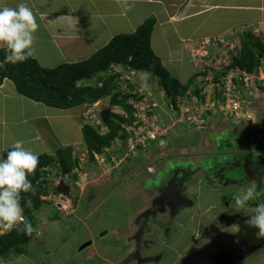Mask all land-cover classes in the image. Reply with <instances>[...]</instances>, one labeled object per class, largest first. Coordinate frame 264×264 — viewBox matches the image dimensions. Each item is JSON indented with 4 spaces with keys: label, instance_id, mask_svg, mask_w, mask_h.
Returning <instances> with one entry per match:
<instances>
[{
    "label": "rangeland",
    "instance_id": "obj_1",
    "mask_svg": "<svg viewBox=\"0 0 264 264\" xmlns=\"http://www.w3.org/2000/svg\"><path fill=\"white\" fill-rule=\"evenodd\" d=\"M235 1L239 2V0ZM220 11H224L223 13H226L222 17L223 25L226 28V31L223 32L222 35L213 36L212 33V35L210 34V36H207L206 33V35L201 37L200 40L197 39V41H195L193 39L190 42H180L182 47L184 46L183 58H181V62H175L179 64L176 66V70H174V66H169L173 68V70L168 68L173 76L178 77L183 83L188 84L187 90H185V93L183 94L184 97L181 95L179 99L188 101L195 95V91H199L198 94L204 93L206 98L210 99L208 94L211 91H214L213 88L217 83L218 78L227 74V71L229 70L228 64H232L233 58L236 54H239L246 37L244 36V33L247 32V30H252L250 31L251 34L254 33L255 35L257 31L258 34L256 36L258 37H262V34L264 33V17H261L260 19H253L252 15L256 13L255 11H248L245 9H224ZM260 14H263V12L260 11ZM235 17L238 21L244 19L248 22L251 20L256 22H253L250 27L246 25L243 26L235 23V20L233 19ZM240 17L242 19H240ZM233 23H235V25ZM156 32V39L154 40L155 47L153 49L156 53H159L157 48H162L164 52H168L169 49L166 48V46L168 47V42L158 40V27H156ZM123 33L130 34L133 32L128 28H125ZM33 47H38L37 60L43 67L52 68L60 63V58L62 56L56 54L54 51V44L52 42H48L47 45L43 44V46H41L34 41ZM171 47L177 48L178 51L180 49V45H172ZM54 64L55 66H53ZM173 64L174 62H172V65ZM221 66L225 67L224 69L219 70ZM142 74H138L135 71L130 70L126 75H121L119 78L115 79L112 84H116L118 88L107 94L104 98L90 104L91 112H87L83 115V124L87 123L94 126L97 131L105 133L107 132V129L103 125L101 116L102 111L119 113L123 114L125 118H127V116L130 118L129 112L123 108V106L113 105L110 101L114 93L120 92L122 97L130 92L134 95L140 94L139 96H141L142 93L143 94L140 99H133L130 96L131 98L129 99V102L132 104L133 101V104L135 103V106L137 107H135L136 109L134 111V120L132 123H129L128 121L122 122V127H125L126 130L128 128L129 132L134 129L135 125H138V123L140 125L142 123L140 116L146 117L147 121L151 119L152 126L150 128L154 127V129L158 130L161 126L164 129V132H168L169 139L176 140L179 144H181V147L178 148L179 150L180 148L187 147L186 145L188 144L192 152H202L204 142L209 144L207 139L210 135H213L212 138H215L214 135L217 134H219L221 138L232 134L233 137H242L245 129V132H250L256 127H261L262 130H264L263 88L254 90L255 93L258 92L257 97L248 95V101L246 103V105L250 107H252V103V105L257 109L255 112V114H257L255 125L254 123L246 124L241 120V123H239L240 125H236L234 122H231L226 118L223 119L220 115H217L220 117L219 120L216 122L213 121L212 124L208 122L209 119H207L206 123L202 126L200 124L201 122L197 121L201 126V128L197 129L204 128L202 130L207 131L198 132L196 127L199 125L194 126V124L185 123L187 125L186 127H180L178 126V123L172 124L173 122H177L174 117L172 118L170 125L167 124L166 126L163 124L164 122L167 123L168 119H171L172 115V112L168 110L170 109L167 105L168 103L163 99L166 94L165 90L163 87L156 85L157 77L148 73L149 75L145 79L142 78ZM132 83L135 84V87L134 85L130 86ZM206 98L204 100L205 103ZM151 108L154 109H152L153 112L149 114ZM201 110H204V104H202ZM257 112L261 114L263 118H261ZM208 113L209 112H207V115ZM196 118L199 120V117ZM212 119L214 118H211V120ZM142 128H144V126ZM145 128L147 129L146 126ZM231 131L232 133H228ZM203 133L206 134L204 135ZM227 140L230 144L225 146V143H223L220 146L223 148L233 147L235 144V138ZM166 141H168V137ZM122 144L123 142L120 135H118L115 140L107 146L108 150L106 153L108 159L107 162L105 159L104 163H108L110 166L99 164L97 170H90V172H87L86 168L83 167L80 169L78 176L75 178V183L77 185V190H79L76 192H78V194L81 193V196L83 195L82 198H86L89 194L93 193L92 191H96L94 188L98 191L102 189V193L104 195L102 198H106V200L102 203L99 214L95 212L96 215L90 218L91 220H88L87 217L81 222L88 223L87 225H91V227L95 225L96 227L94 230L96 231H93V233L97 238L102 236L104 237L106 231L119 226L116 231L111 232L110 236L111 240L112 238H115V240L124 242L122 251L124 249L127 250L124 252L126 255L125 258L127 259L125 264H133V260H135V263L141 262L139 264H152L155 262V259H161V261L164 260L166 258L165 254L172 257L174 256L175 260H179V258H181L182 255H185L192 246L195 244L200 246L202 244L201 242L204 238L205 231L209 228V226L220 222L218 216L222 212L221 207H223L222 203L217 201L221 193L220 191L223 188V184L220 182L226 183L235 178V182L237 184L232 183L227 185V187H234L233 189L236 188L235 193H238L240 191L237 187L240 184H246L249 188L252 183L259 182L261 179L259 177L258 181H254L256 180L254 176H257L258 173L260 174L262 172L264 175V160L256 159L255 156L233 154L230 158L231 161L235 162L238 160L245 164V161L250 160L251 165L249 166L250 169H248L249 175L247 171L227 169L219 175L214 174L213 176L212 174H209L210 178L214 177V179L211 181L212 184L208 185L210 180L206 176V173H204L206 177L205 180L201 177L200 173L213 165L221 167L224 165V161H226L225 163L227 164V160L229 159L227 158V154H223L219 157H217L216 154H213L212 156L204 154L199 156L196 154L191 157L195 161L189 157L190 154H186L187 158L185 157V160L184 158H181V156L178 158L174 156L175 158L170 162L173 168H170L169 166L165 167V164H161L160 161H157V165H155V163H151L150 161L146 163L151 164L153 167L148 170L144 167V164H142L143 166L139 164V158H147L148 154L151 152L148 154L147 152L139 154L140 151H137L136 155H131L128 153V147H123ZM125 147H127V149H125ZM117 148L121 150V152L119 151L121 153L119 155L116 153L118 152L116 151L118 150ZM166 151L167 153L169 152L168 149ZM85 152H87L86 149L84 151H80L79 153L83 156V153ZM177 153H179V151ZM87 154L88 153H86V155ZM84 162L86 163L87 161ZM262 162L263 165L261 164ZM121 165L124 167L126 166L127 168L132 167L133 170H137H132L133 172L131 171L129 173L130 177H132L134 173L136 178L133 180L131 178L122 187L121 184L124 183V179L119 178L121 179V184H118L119 181L116 180L117 177L113 173L117 170V167ZM177 175L179 176L178 181L176 179ZM126 177L129 178L127 174ZM179 179L183 181H180ZM65 180L70 183L73 179L66 178ZM72 183L75 184L74 182ZM119 185L121 188L114 194H111L110 192H114L111 190H115ZM186 189L188 191L187 193L185 191ZM260 190L262 191V189ZM154 193H158V195L156 196ZM78 194L74 196L75 209H77L80 200L77 196ZM258 195L260 196L259 192ZM259 196L257 197L256 191L255 200H259L260 202ZM188 201V206H191L186 209L187 205L185 204L186 206L183 207V204ZM182 202L184 203L182 204ZM151 205L153 207L148 209V206L150 207ZM216 206L218 207L216 208ZM82 207L83 205L81 204V209ZM45 208L50 209L52 213H54V208L52 206L44 205L41 209L43 210ZM133 213L138 216L130 218V215ZM59 218V223H62L64 227L62 229L64 237H66L69 233V230L67 229L74 224L77 225V227H73L75 233L80 235L86 231L83 226L85 223H77L75 222L76 219L75 221H72V219L67 216H61ZM125 222L126 225L124 224V232L118 234V230L122 231L123 223ZM224 225L226 226L227 224L224 223ZM102 240L106 239L103 238ZM133 241L135 242L134 247H132ZM130 248H132V251L128 250ZM154 252L157 253L152 255ZM163 252L165 253L164 255ZM134 257H136V259ZM181 260L178 264H180ZM162 264L168 263L164 262ZM238 264H264V248L259 249L251 256H246L245 259L238 262Z\"/></svg>",
    "mask_w": 264,
    "mask_h": 264
},
{
    "label": "crops",
    "instance_id": "obj_2",
    "mask_svg": "<svg viewBox=\"0 0 264 264\" xmlns=\"http://www.w3.org/2000/svg\"><path fill=\"white\" fill-rule=\"evenodd\" d=\"M21 2L24 0H0V4L12 7ZM26 2L33 9L40 25L35 33V42L41 46L47 45L48 42L54 44V51L62 56L57 65L89 58L115 35L124 34L125 28L134 32L145 19L154 16L156 24L152 33V48L155 47L154 40L158 27V40L168 42L166 48L169 51L164 52L162 48H157L159 53H155L161 57L167 69L176 70L179 64L175 62H181L184 54V46L182 47L180 42L200 40L206 33L207 36L212 33L213 36H218L226 31L222 18L226 13L220 10L245 9L256 12L252 15L253 19L264 17V0H239V2L235 0H26ZM260 11L263 14H260ZM233 19L235 23L243 26H251L256 22L253 20L248 22L241 17L240 21L236 20V17ZM172 45H180L179 51L171 47ZM37 50L38 47L34 48L35 58L38 57ZM89 108L91 107L87 104L72 108L48 106L20 93L14 81L5 78L0 85V158L17 140H23L24 147L39 156L56 155L60 149L72 148L73 158L78 160L81 156L79 152L86 149L82 126L83 115ZM84 168L90 172L97 170L98 164L93 165L87 160ZM132 170V167L121 165L113 172L117 177L116 180L119 181L118 184H121L122 178L124 179L121 187L131 178L132 180L136 178L134 173L135 177H130L129 173ZM121 187L117 186L115 190H111L114 192L110 193L114 194ZM247 188L243 187L244 190ZM94 189L96 191H92L93 193L86 198H82L81 193L77 195L80 200L75 214L68 216L72 221L76 219L75 222L82 224L85 223L81 222L83 219L88 217V220H91L90 218L96 215L95 212L99 214L106 198H102L104 196L102 189L99 191ZM154 195L157 196L158 193ZM151 207L153 206H148V209ZM133 214L130 218L138 216ZM53 215L50 209H40L38 230L33 239L23 246L22 252L11 249L0 253V264H125L127 262L124 253L127 250L122 251L124 242L115 238L111 240L110 236L119 226L106 231L105 235L103 233L104 237H102L106 240H102V237L97 238L93 233L96 231L94 230L96 226L91 227L87 225L88 223L83 225L86 229L83 234L75 233L73 227L77 225L74 224L67 229L69 233L64 237L63 224L59 223L60 219L52 220ZM124 224L126 225V222L123 223L122 231L118 230V234L124 232ZM134 243L133 241L132 247ZM128 250L132 251V248ZM183 256L185 255L181 258ZM165 257L162 261L155 259L152 264L156 262H158L156 264L164 262L178 264L181 260V258L175 260L174 256L166 254ZM132 263L141 262L135 263L133 260Z\"/></svg>",
    "mask_w": 264,
    "mask_h": 264
},
{
    "label": "trees",
    "instance_id": "obj_3",
    "mask_svg": "<svg viewBox=\"0 0 264 264\" xmlns=\"http://www.w3.org/2000/svg\"><path fill=\"white\" fill-rule=\"evenodd\" d=\"M155 24L156 18L154 16H149L137 27L135 32L115 35L105 46L98 49L89 58L74 62H64L52 68L43 67L39 64L37 58L33 56L29 57L26 61L15 64L7 62L5 59L6 53L1 48L0 85L5 78H10L14 81L17 90L29 98L41 101L51 107L72 108L85 104H93L104 98L107 94L118 88L116 84H112L115 79L133 70L138 74L147 72L157 77L156 85L163 87L166 93L163 97L164 101L168 103V107H170V105L176 107L178 98L181 95L184 97L183 94L185 93L184 91L187 90L188 84L183 83L178 77L173 76L163 65L161 57L153 50L151 40ZM250 31L252 30H247V32L244 33V36H246L244 43L239 54L233 58L232 65H238L248 73L254 75L258 73V67L261 63L260 59L264 55V43L260 37L254 35V33L251 34ZM115 65L122 66V71L115 72L113 69ZM131 85L135 87V84L132 83L130 86ZM214 89L216 97L220 100L222 98V90L219 86H216ZM198 93L199 91H195V95L199 97L200 101H203L204 95ZM139 95L140 94L134 95L130 92L122 97L120 92L112 95L110 100L112 104L123 106V108L129 112L130 118L128 116L125 118L123 114L102 111L101 116L103 125L106 127L107 132L101 133L97 131L94 126L87 123L83 124L82 132L84 141L91 159H94L95 153H105L106 147L109 146L118 135H120L123 142L127 140L128 131L125 127L123 128L121 124L124 121H128L129 123L133 122L136 108L133 103L131 104L129 102V99L131 97L133 99H140L142 94L141 96ZM152 112L153 110L150 111V114ZM204 117L205 121L200 123L201 126L206 123L207 119H209L208 122L212 124L213 121L216 122L220 118L218 116L215 117L212 112H209L208 115L206 112ZM211 118L214 119L211 120ZM182 127L186 126L183 125ZM197 128L199 127H196V129ZM202 129L197 130L198 132H207ZM203 134L205 135L206 133ZM163 137L165 139L168 137L167 144L162 146L160 144L161 138L157 139L152 147H150L151 153L149 154V158H139L140 165L147 164L146 162L150 161L157 165V161H160L161 164H165V167L169 166L172 168L173 166L170 162L173 161L175 157L178 158L181 156V158L185 159L186 154L191 155V153H193L188 144L186 145L187 147L180 148L179 150L178 148L181 147V144L176 140L169 139L168 134ZM206 147H209V144H207ZM167 149L169 150L168 153L166 151ZM9 150H11V148L5 150L3 157H6ZM117 151V153L121 152L120 150ZM178 151L179 153H177ZM140 153H142V151H140ZM77 162V159L73 158L72 148L60 149L56 155L43 154L39 156V165L35 173L29 176L35 188V192L21 194L24 218L31 221L34 231L31 235H28L24 231V223L22 222L20 230H12L6 234H0V253L10 251L11 249L22 252L23 246L28 244L37 233L40 209L44 205H50L54 208L51 202L41 197L42 194L49 193L50 191L59 193L55 190L54 186L51 185L50 175L52 171L47 172L44 170V167H54L58 170V173H69L70 176L75 179L71 171H73ZM228 199H231V196ZM29 200L31 201L30 205L28 204ZM53 211L54 215L51 219H60L59 217L61 216L55 208ZM250 216L252 215L246 217L236 213L232 215L233 221L241 227L237 233L238 242L249 240L255 231L254 227L246 223V220ZM220 237H222V235L217 234L211 242H215ZM184 258L183 256L180 264Z\"/></svg>",
    "mask_w": 264,
    "mask_h": 264
},
{
    "label": "clouds",
    "instance_id": "obj_4",
    "mask_svg": "<svg viewBox=\"0 0 264 264\" xmlns=\"http://www.w3.org/2000/svg\"><path fill=\"white\" fill-rule=\"evenodd\" d=\"M39 27H40V25L37 22V16L34 13L33 9L28 5L26 0H24V2L19 3L15 7L0 4V49L2 48L5 51V53H6L5 59L7 62L15 64V63L26 61L29 57L33 56V53H34L33 45H34V41H35V33L37 32ZM257 34H258V32L256 31L255 35H257ZM260 39L264 43V33L262 34V37L260 36ZM237 55L238 54H236V56ZM262 57H264V55ZM260 61H261V59H260ZM232 64H233V62H232ZM232 64L228 65L229 70L231 68H236V67H239L240 69H242L240 66H238V65L234 66ZM242 70H244V69H242ZM148 75L149 74L145 72L142 74V78L146 79L148 77ZM219 82H221L220 78H218V81L214 85V88L216 86H218ZM236 82L238 84H240L239 80H237ZM213 92L215 93V89H214V91H211L210 93L213 94ZM242 92H243V90H242ZM243 94H244V99H245L244 106H245V108L248 107V109H250V111H252L253 118L248 120V121H244V120H241V121H244L246 124L254 123V125H255V120L257 119V114H255V112L257 109H256V107H254L252 105V103H251L252 107L246 105V103L248 101V95H251L249 93V91L244 90ZM202 95H204V97H205L204 93ZM251 96L257 97V95H251ZM89 106H90V104H89ZM89 109L91 110V108H89ZM89 109L86 112H89ZM207 112H212L215 117L217 115H220L221 118H223V119L226 118L227 120L234 122V124H236V125L241 123L240 120L235 121L233 119L226 117L218 109L215 112H213V111H207ZM204 115H203V119L205 121ZM258 115H260V117L263 118L261 116V114L258 113ZM172 118H173V116H171V119L170 118L168 119L167 123L164 122L163 124H165L166 126H167V124L170 125ZM175 121H177V120L175 119ZM177 123L179 124L178 126L182 127L181 125H184L185 123L187 124L189 122L177 121L176 123L173 122L172 124H177ZM186 124H185V126H187ZM194 125H199L198 127L201 128L199 123L198 124L194 123ZM256 128H254V131L258 130L260 132L259 135L261 134L258 138L263 139L264 134L261 131L262 128L261 127H256ZM245 131H246V129H245ZM252 131H253V129L251 130V132ZM228 133H232V131L228 132ZM166 134H168V132H164L159 137V138H161L160 144L162 146H165L167 144L166 139L163 137ZM217 135L220 136L219 134H217ZM124 142H123V144H124ZM154 142L151 143L150 147H152ZM86 149H87V146H86ZM107 150H108V148L106 147L105 151L107 152ZM118 150H120V149H118ZM86 151L87 152H85L83 154V156H80V158H78V160H77L78 162H77L75 168L73 169V171H71L74 174L75 178L78 176L80 169L84 167V163H85L84 161L88 160V161H90L91 164L93 163V165L105 164V166H110V165H108V163H104L105 159H106V162L108 159L106 152L100 153V154L95 153L94 159H91L89 154L86 155V153H88V150H86ZM198 152H201V151H198ZM142 153H145V152L142 151ZM142 153H139V154H142ZM147 153H150V148L148 149ZM119 154H121V153H117V155H119ZM194 155H196V154H194ZM201 155H199V156H201ZM145 156H147V155L145 154ZM147 157L149 158V154ZM102 159H103V161H102ZM191 159H193V158H191ZM38 165H39V155H37L32 150L25 148L23 140H17L12 145L11 150H9L7 152L6 157L0 158V224H2V227L0 228V231H2V232H0V234L9 233L12 230H20L22 223L16 224L18 221H22L24 223V231L28 235H31L32 232L34 231V228H33L31 221L27 220L23 216V207L21 204V198H22L21 194L22 193H29V192L34 193L35 192V188L31 182V180L29 179V176L35 173V170L37 169ZM46 167L49 169L45 170ZM46 167H44L45 171H47V172L52 171V174L50 175L51 185L54 186L55 190H57L56 187L62 181L65 184L69 185L71 188L70 193L69 194H67L65 192H63V193L69 195L73 200V204H75V200H74L75 197L74 196H76V194H78V192H76V191H79V190H77V185L75 183L76 180L71 177L74 181L71 180V182L68 183L65 180L66 179L65 174L60 173V172L58 173V170L54 167H51V166H46ZM144 167H146L148 170H150L153 166L151 164H144ZM58 181H59V183L54 185V183H56ZM72 182H74L75 184H73ZM71 186H73V187H71ZM58 192H61V191H58ZM233 198H234L236 204L242 208L247 203L252 202L256 199V192H255V189L253 187H249L246 190L235 193ZM28 204L29 205L31 204L30 200L28 201ZM73 208L74 209H73L72 214L61 215L59 213L60 216H67V217L72 216L73 214H75V211H76L75 205L73 206ZM55 210H56V208H55ZM246 223L249 226L255 227L258 229V232H257L258 238H264V203H259L258 206H256L255 213L246 220ZM5 224H7L9 226V228H5ZM15 227H17V228H15Z\"/></svg>",
    "mask_w": 264,
    "mask_h": 264
},
{
    "label": "built area",
    "instance_id": "obj_5",
    "mask_svg": "<svg viewBox=\"0 0 264 264\" xmlns=\"http://www.w3.org/2000/svg\"><path fill=\"white\" fill-rule=\"evenodd\" d=\"M260 62L261 63L258 67L257 74L251 75L247 71L236 67L231 68L227 71V74L225 76L220 77L221 82L218 83V86L222 90V98L220 100H218L214 92L213 94H208L210 99H207L205 96L203 101H200L198 96L196 95H194L188 101L178 98L177 106L175 107L174 105H170L169 107L172 112V116L176 118L177 121L189 122V124H198L199 122L204 121L203 115L207 111L215 112L216 109H218L226 117L235 121H248L252 119V111H250L248 107L245 108L244 106L245 99L243 92L244 90H248L251 95H257L258 92L255 93L254 90L258 88H263L264 90V57L261 58ZM224 67L221 66L219 70L224 69ZM113 69L115 72H120L122 71V66L115 65L113 66ZM237 80L240 81V84L236 82ZM205 98L206 103L204 101ZM202 104H204V110H201ZM135 105L136 104L134 103V106ZM151 110L152 108L150 109V111ZM90 111L91 110H89V112ZM140 117L142 119V123L140 125L138 123V125H135L133 130L127 132L128 138L126 140V143L124 142L125 145L122 144L123 147H128V153H130L131 155H136L137 151L147 152L151 146V143L157 140L164 133V129L161 126L158 130L154 129V127L150 128L152 126L151 119L147 121L146 117ZM196 117H199V120ZM143 126L144 128H142ZM145 126L147 127V129L145 128ZM127 147H125V149H127ZM47 169L49 168L46 167L45 170ZM65 178H71L70 174H65ZM56 184H58V182L54 183V185ZM41 197L44 200L51 202V204L61 215H70L73 213L74 204L72 198L69 195L63 192L53 193L52 191H50L49 193L42 194ZM21 223L22 221H18L16 224ZM5 228H9V226L5 224Z\"/></svg>",
    "mask_w": 264,
    "mask_h": 264
},
{
    "label": "flooded vegetation",
    "instance_id": "obj_6",
    "mask_svg": "<svg viewBox=\"0 0 264 264\" xmlns=\"http://www.w3.org/2000/svg\"><path fill=\"white\" fill-rule=\"evenodd\" d=\"M261 131L264 134V130H261ZM259 133L260 132L258 130L254 131V129H253L252 132L251 131L250 132H244L242 137H238V136L233 137V134H232V135H229V136L223 137V138L219 137L218 135H214L215 138H212L213 135H210L208 137V139L204 138V139H207V142L209 141V147H206L207 144L204 142V148L202 149V152H196V153L193 152V153H191V155L189 157H191L194 154H198V155L204 154V155H209V156H212L213 154H216L217 157H219V156H221L223 154H227V158H229L227 160V162H228L227 164L225 163L226 161H224V163H223L224 165L223 166L220 167V166L213 165V166L208 167L205 171H202L200 173L201 177H203L204 180L206 178L204 173H206V176L210 180L208 182V185H211L212 184L211 181L214 179V177L210 178L209 174H212L213 176H214V174L215 175H219L220 173H222L224 170L226 171L227 169L228 170H230V169H234V170L238 169L239 171H247V173H248L249 172L248 169H250L249 166L251 165L250 160L249 161H245V164H243L242 161H238L237 160V161L234 162V161H231L230 158H231V155L236 154V155H242V156H255L256 159L264 160V135H263V139H260V138H258L261 135V134L259 135ZM233 138H235V144L233 145V147H231V148H228V147L227 148H223V147L220 146L223 143H225V146H227L228 144H230V142L227 139L232 140ZM261 164L263 165V162ZM248 175H249V173H248ZM262 175H263V172L260 173V174L258 173L257 176H254V178H256V180H254V181H258L259 177L261 179L259 180V182L252 183V187H254L255 192L257 191V197L259 196L258 192L260 194V196H259L260 197L259 198L260 202H259V200H254L252 202L247 203L242 208L239 207L236 204V202H235V200L233 198L236 188L233 189L234 187H227V185L232 184V183L237 184L235 182V178L232 179L229 182H226V183L225 182H220V180L217 178L219 180V182L221 184H223V188L221 189V191L219 190L221 193H220L219 198L217 200V201L221 202L222 206H223V207H221L222 212L218 216L220 222L219 223H214L211 226H209V228L205 231L204 238L202 239V242H201L202 244L200 246H198L196 244L194 246H192L187 251V253L185 254L184 257L189 256L190 253H192L193 251L201 249L205 245L211 243V241H213V239L217 236V234H220L223 237V238L222 237L218 238L219 240L226 239V238L230 237L231 235L234 236L236 241L239 240L238 236H237V233L239 232L241 227H240L239 224H237L235 221H233L232 215H234L235 213L238 214V215H241L243 217H246V216H249V215H253L255 213L256 206H258L259 203H264V189H263V186H264V175L263 176ZM178 178H179V176L177 175L176 176L177 181H178ZM252 180H253V178H252ZM180 181H183V180H180ZM243 187L246 188L247 185L246 184H244V185L240 184L237 187V189L239 191H243L244 190ZM258 189H259V191H258ZM260 189H262V191ZM176 190H178V189H176ZM185 191H186V193L188 192L187 189ZM230 196H231V199H228ZM183 203L184 202H182V204ZM188 204H189V201L185 202L183 204V207L186 206V209H187V207L191 206V205L188 206ZM193 205H195V204H193ZM217 207L218 206H216V208ZM224 223L227 224V225L225 226ZM230 227H232V228H230ZM213 232L215 234L216 233L217 234L215 235ZM256 233H257V228H255V231L252 234V236L255 235ZM262 248H264V243H263V246L260 249H262ZM257 251H255V252H257ZM255 252H253L251 254H247L246 256H251ZM244 259H242V260H244Z\"/></svg>",
    "mask_w": 264,
    "mask_h": 264
},
{
    "label": "water",
    "instance_id": "obj_7",
    "mask_svg": "<svg viewBox=\"0 0 264 264\" xmlns=\"http://www.w3.org/2000/svg\"><path fill=\"white\" fill-rule=\"evenodd\" d=\"M58 191L70 193L71 188L63 181L56 187ZM258 232V231H257ZM264 238L257 233L249 240L238 242L234 236L211 242L201 249L195 250L185 257L181 264H237L247 254H251L263 246Z\"/></svg>",
    "mask_w": 264,
    "mask_h": 264
}]
</instances>
